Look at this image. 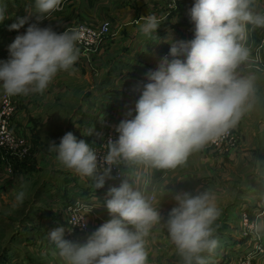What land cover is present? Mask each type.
<instances>
[{
	"label": "clouds",
	"instance_id": "9594fccd",
	"mask_svg": "<svg viewBox=\"0 0 264 264\" xmlns=\"http://www.w3.org/2000/svg\"><path fill=\"white\" fill-rule=\"evenodd\" d=\"M249 3L195 0L190 9L195 38L172 44V58L163 57L155 70L146 73L147 83L135 87L141 93L135 115L117 126L119 137L108 144V165L123 158L156 168H175L191 152L216 141L239 121L253 90L251 79L236 74L249 56L240 42L246 38L247 24L264 27V15L249 11ZM61 5L62 0H35L37 21L50 17ZM4 19V7L0 5V22ZM161 22L162 17L149 14L137 20V25L140 33L150 37ZM25 23L26 18H19L10 30H18ZM80 40L81 32L76 28L57 33L38 23L29 25L26 33L10 45V59L0 62V88L9 96L43 93L60 72L75 70L81 56ZM127 115L132 116V110ZM50 151H56L68 169L82 176L96 174L94 151L72 132L64 134L59 145L52 141ZM110 172L111 168H106L97 178V188L104 187ZM108 197L105 203L112 218L85 242L66 240L63 227L49 233L67 264H147L144 238L161 220L152 206L154 197L146 199L127 181L110 187ZM23 198V192L16 194L17 202L22 203ZM174 199L177 204L167 220L171 240L185 264H205L200 254L212 252L218 243L211 227L220 214L214 197L208 191L195 195L182 192ZM253 227L259 230L260 225Z\"/></svg>",
	"mask_w": 264,
	"mask_h": 264
},
{
	"label": "crops",
	"instance_id": "0c3cea01",
	"mask_svg": "<svg viewBox=\"0 0 264 264\" xmlns=\"http://www.w3.org/2000/svg\"><path fill=\"white\" fill-rule=\"evenodd\" d=\"M94 1L62 0L59 11L39 22L35 4L30 5L27 0L20 2L18 0H0V5L4 7L5 18H9V16H11L10 18H26V22L29 24H44L45 27H51L59 33L60 25H65L68 20H71L80 7L83 11L78 14L84 15H81L78 21L90 22L92 20L88 16H92V18L98 16L100 12L98 5L94 4L93 6ZM185 2L193 5L195 0H178L174 8ZM148 6L153 7L154 5L151 3ZM64 7L65 11L61 13ZM160 9L161 6L152 9V14L162 17V21L166 19L163 33L155 31L150 37L144 36L142 33H131L130 40L135 42L124 46L121 44L128 34L117 33L114 37L118 40L117 47L106 46L105 48L106 44H103L98 49L94 57L97 59V55L105 56L102 60L104 63L99 68L101 72L98 77L102 75L98 84H92L90 81L92 75H89L87 68L81 65L74 67V71L60 72L43 93L16 96L22 99L23 104L20 109L22 118L20 133L26 138L29 151L32 152L21 161L26 171L28 170L27 166L37 168L38 175L33 174L34 176L31 178H9L8 181L0 180V183L5 182L4 187H8L4 195L8 199L5 208L9 211L17 208L15 207L18 204L16 194L19 189L17 188H22L23 191L26 188L28 190L25 193L24 202L20 204L24 207L25 203L27 209L23 213L29 217L25 220L26 223L20 226L22 230L25 228L26 239L23 238L19 241L26 246L27 250L31 251L35 247L42 253L44 252L46 256L42 259H33L32 264H67L59 255L55 244L48 238L45 223L46 221L62 223L70 203L78 199L94 205L95 208L97 222L92 223L89 234L81 239L80 243L85 242L100 225L112 218L105 202L109 198V188L113 187L109 182L113 181L105 178L104 187L97 188L98 176H82L65 167L58 159V153L50 151V143L55 141L56 145H59L63 135L72 132L78 140H85L90 148L94 149L100 144L97 142V135L104 134L113 125V122L134 117L135 104L141 94L140 91L134 89L138 84L147 83L146 73L157 62L160 51L166 48L170 49L171 45L176 42H188L195 38V33L187 38H184L183 35L184 27L189 25L191 19L190 9L186 12L180 11L182 12L180 15L171 14L172 9H168L167 12L165 10L166 18L162 15L163 9ZM248 10L253 14H256L258 10V15H264V0H250ZM115 16H118L119 20L116 21L117 25L114 27L119 26L118 29L122 31L123 28L130 27L128 24H124L121 16L117 14ZM103 19L112 23L109 18ZM75 23L73 24L75 25ZM253 27L254 25L250 24L247 27L246 45L247 43L251 45L249 41L251 42ZM262 28L256 30V42L262 34ZM161 35L163 36L162 47H156V41H154L149 53L142 54L141 43L138 40L153 41L154 38L161 37ZM143 53H145L144 50ZM96 59L95 61H97ZM82 60L85 62L84 60L87 59L82 58ZM242 63L246 67H243ZM242 63L236 69V74L240 78L251 79L253 90L246 101V111L232 127L239 134L234 148L214 149L204 145L199 150L191 152L186 161L175 168H156L138 160H129L123 168L126 174L125 180L135 190L141 188L143 184L149 183L151 185L149 193L154 192L157 197V203L153 207L159 212L161 220L153 225L149 234L144 238L147 264H185L177 246L171 240L167 227L168 214L177 204L174 199L175 194L189 192L195 195L205 191L212 194L220 213L211 226L214 230L213 238L217 242L219 241L215 250L219 251L228 247H222L224 245L222 244L223 236L229 231V224H226V220L234 217L236 221L241 209L251 210L255 213L259 202L254 201L264 198V67H255L250 56ZM111 73L117 77L114 84L118 88L116 89L118 94L113 98L97 97V91L114 86ZM92 80L94 81L93 77ZM126 88H131V91L127 93ZM8 97L10 101L15 98V96L6 94L5 99ZM18 101L20 100L18 99ZM129 110H132V116L127 115ZM89 130H91V135L88 134ZM47 132H51L49 138H47ZM121 183H116L115 187H119ZM15 185L17 187L14 188ZM3 191L0 189V192ZM31 193L34 194V198H31L29 203L28 199ZM1 198L4 199V196ZM128 227L134 230L133 226L128 225ZM231 228L232 226L230 230ZM232 233H237L236 228L232 230ZM240 237L245 238L242 235ZM250 238L246 237L245 241ZM10 253L11 250L10 252L8 250V252L3 251L0 254V264L12 263ZM200 255L207 264H221L223 261L222 258L211 257L213 255L208 251ZM45 258L47 260L44 261Z\"/></svg>",
	"mask_w": 264,
	"mask_h": 264
},
{
	"label": "rangeland",
	"instance_id": "374dc122",
	"mask_svg": "<svg viewBox=\"0 0 264 264\" xmlns=\"http://www.w3.org/2000/svg\"><path fill=\"white\" fill-rule=\"evenodd\" d=\"M24 1V0H18V2ZM30 5L35 4V0H27ZM87 2V1H86ZM168 2V1H167ZM165 0H95L93 2L94 4L98 5V11L100 12L98 16H95V18H92V16H88L92 21L86 22V21H78L81 18V15L84 14H78V12H82L83 9L80 7L79 11H77L76 15H73L71 20H68V22L65 25H60L59 28V33L64 32L66 29L74 28L73 23H86V24H92V23H100L104 20L103 18H109L112 21L113 24V29L111 32L110 40L107 41L106 45L104 46L106 48H115L118 46L117 44V39L114 37L117 35V33H125L128 34L126 38L122 41L123 43L121 46H124L125 44H131L132 41L131 39V33H140L138 25H137V20H139L143 16H147L149 14H152V9L157 8V6H161L162 15H165L167 10H168V3ZM153 3L152 6H148L149 4ZM84 6V5H82ZM86 6V4H85ZM193 5L188 4V3H181L176 6V8H173L171 10V14H178L182 12H186L187 10L191 9ZM160 9V10H161ZM166 10V12H165ZM65 11V7L62 8V12ZM115 11V12H114ZM182 11V12H180ZM258 11V10H257ZM256 11V14L258 15ZM19 12V11H18ZM115 14L121 16V20L124 21V24H128L130 27L127 29L123 28L122 30L118 29L119 26L114 27V25H117L116 21L119 20ZM113 15V16H112ZM5 18L2 22H0V62H6L10 59V52H9V47L10 45L14 42L15 38L19 35H23L26 33L27 28L29 27V23H25L22 27H20L18 30H10V25L17 23L19 18ZM77 17V18H76ZM101 18V19H100ZM89 20V19H88ZM87 20V21H88ZM166 20V19H165ZM163 20L159 26V28L156 30V33H163V27H164V21ZM71 21V23H70ZM142 22V21H141ZM75 23V24H76ZM120 23V22H119ZM252 25V24H250ZM39 27H45L44 24H38ZM5 28L3 31L2 29ZM261 27H256L254 26L252 28L251 32V37L249 43L251 45H246V48L249 50V56L253 59V65L255 67H264V52H257V47L259 46L260 43V38L255 41V33L256 30H258ZM122 31V32H121ZM6 35L8 38V41L6 39ZM163 35V34H162ZM161 35L158 36L157 38H154L153 41H148V40H142L139 39L138 42L141 44V49H142V54L147 55L149 52V49L151 48V45L153 44L154 41H156V47L158 46L159 48L162 47L163 45V36ZM160 37V38H159ZM114 38V39H113ZM159 38V39H158ZM158 39V40H157ZM126 45V46H127ZM142 45L143 48H142ZM153 48V47H152ZM143 50L145 53H143ZM262 50V49H261ZM257 54L259 57H257ZM105 57V56H104ZM101 55H97V59L93 57V59L90 60H82V56H80L79 61L75 64L74 67H80L81 65L83 67H86L87 70L89 71V75H92L94 81L92 80V77L90 78V81L92 82L93 85L98 84L99 80L101 79V75L98 77L100 74V67H102L103 63L102 60L103 58ZM98 58H100L98 60ZM144 58V57H142ZM259 58L258 61L255 59ZM95 59L97 61H95ZM243 67H246L244 63L241 64ZM95 70V71H93ZM95 75V76H94ZM112 76V81L113 84L115 83V80L117 77L114 73H111ZM103 86V85H102ZM117 86H110L106 90L102 91H97V97H112L115 96L117 93ZM131 88H126L125 91L128 93L130 92ZM5 93L2 88H0V124L4 120L5 126L8 129L7 131L15 136L21 137L25 141V145L27 148V153L19 157L18 152L16 151H11L9 150L6 146L0 145V180H9V178L12 179H19L20 177L27 178V177H33L38 175V172L36 171L37 168L34 166H27L28 170L26 171L25 166L22 163V159H24L26 156L31 155L32 152L29 151V144L26 140V138L20 133L22 128L21 122L22 118L20 117V109L23 107L22 104V99L15 98L10 101V98L5 99ZM18 99L20 101H18ZM109 105L107 104V107ZM234 130V129H233ZM235 131V130H234ZM51 132H47V135L49 138ZM236 137L239 139V134L235 131ZM1 139V137H0ZM208 148H212L209 146V143L207 142L205 144ZM235 147V146H234ZM233 148V147H232ZM5 182L0 183V189H3V192H0V254L3 253V251L10 252L11 250V264H32L33 259H42L44 257V252L42 253L40 249L38 248H33V250L29 251L26 249V246H24L19 240H22L23 238L26 239L25 237V228L24 230L20 229L21 225H24L26 223V219L29 217H26L23 213L27 207H25V203L23 204L24 207L20 206V202H18L17 207L13 211H9L5 208V205L8 201L7 197L4 195L5 191L8 189V187H4ZM11 186V183H9ZM17 187L16 185L14 188ZM19 189V192L24 193V198L23 202L25 200V193H27V188L23 189L22 188H17ZM27 195V194H26ZM4 196V199L1 197ZM34 198V194L31 193L28 201L30 203V199ZM22 202V203H23ZM254 202H259L258 206L256 207V212H252L251 210H246L248 214V220L246 224L244 225L243 222H240V216L236 217V221L234 217H231L228 221L226 220V224L228 223L229 231L226 232V235L223 236L224 242L222 244V247L228 246L227 249L224 247L221 251L213 250L211 252V257L213 258H222L221 264L224 262V264H239L240 261L243 259H250L251 264H264V214H262L260 209H257L258 207L261 208L264 205V198L260 199L258 201ZM256 216H259L257 219ZM221 219V218H220ZM257 220V225H260L259 231L260 234L257 231V235L252 234L253 232L252 229L253 227V222H256ZM38 222V220H37ZM48 221H46L45 224H47ZM46 226V225H45ZM232 226L231 230L230 227ZM236 228L237 233L234 234L232 233V230ZM240 235L244 236L245 238L240 237ZM251 237L248 241H245V239ZM242 239V240H240ZM244 240V241H243ZM242 241V242H239ZM219 242V241H218ZM236 243V244H235ZM239 243H243L242 245ZM34 246V245H33ZM32 247V246H30ZM221 247V248H222ZM27 251V252H26ZM210 253V252H209ZM46 257V256H45ZM47 260L46 258L44 261ZM22 261V262H20ZM51 264V263H50ZM54 264V263H53ZM207 264V263H205ZM210 264V263H208Z\"/></svg>",
	"mask_w": 264,
	"mask_h": 264
},
{
	"label": "built area",
	"instance_id": "2783aa9c",
	"mask_svg": "<svg viewBox=\"0 0 264 264\" xmlns=\"http://www.w3.org/2000/svg\"><path fill=\"white\" fill-rule=\"evenodd\" d=\"M168 1V9H173L175 7V3H177L178 0H166ZM165 18L167 16V13L163 15ZM248 25H246V38L244 41H241L246 47V42L248 38ZM112 23L109 20H104L100 23H92V24H86V23H76L74 25V28L80 30L81 32V40L78 44V47L81 50V56L87 60H90L94 57V54L98 51V49L103 45L106 44L107 41L110 40L111 32H112ZM195 33V24L193 21L189 22V25L184 27L183 35L184 38H187L188 36H191ZM262 49V50H261ZM257 52L261 53L264 52V27L262 28V34L260 35V43L257 47ZM170 49L166 48L160 51L159 57L157 59V62L154 64V66L151 68V70H155L158 67L159 61L165 57L168 56L169 59L172 57L169 55ZM259 53V54H260ZM257 57L259 55L257 54ZM259 58H256L255 60L258 61ZM95 71V70H93ZM123 119H119L116 122H113V125L107 129V131L102 135H97V142H100L98 147L92 149L97 157V171L95 176H101L104 174V171L106 168H111V172L109 173L110 180L113 182L111 183L112 186H116V183L119 184L123 181H126V174L124 171V167L128 164L129 160H125L123 158H119L116 160L115 163L108 165L105 162V157L108 154L109 148L108 144L110 141L115 142L118 137L119 133L116 131L117 126ZM8 129L5 126L4 120L0 124V145L6 146L11 151H16L19 154V157L24 156L27 153V148L25 145V141L18 136H15L7 131ZM235 131L233 128H229L226 134L220 136L216 141H209V146H211L214 149H222V148H234L238 141V137L235 135ZM107 178V177H106ZM151 185L149 183L143 184L141 188L138 189L139 192L146 198L151 199L154 197V200H152V206L156 205L157 203V197L156 194L149 193L151 191ZM260 209L262 214H264V205ZM94 205L85 203L83 200H76L72 203H70L66 209L65 219L62 221V223L58 221H53L46 224V232L49 236V233L58 228L63 227L65 230L64 238L69 241L73 242H79L81 239H83L85 236H87L91 230L92 223L97 222V217L94 213ZM240 216V222H243L245 225L248 220V214L244 209H241L239 212ZM258 219L259 216H256ZM253 225H257L256 222L252 223ZM257 231L259 233V230H256L255 228L252 229V234L257 235ZM50 239V236L48 237ZM51 240V239H50ZM239 264H251L250 259H242Z\"/></svg>",
	"mask_w": 264,
	"mask_h": 264
}]
</instances>
